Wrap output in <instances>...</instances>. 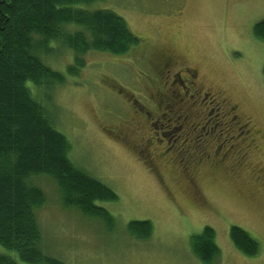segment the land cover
I'll return each mask as SVG.
<instances>
[{
    "label": "rangeland",
    "instance_id": "obj_1",
    "mask_svg": "<svg viewBox=\"0 0 264 264\" xmlns=\"http://www.w3.org/2000/svg\"><path fill=\"white\" fill-rule=\"evenodd\" d=\"M95 5L122 16L140 44L122 56L90 51L78 75L67 71L73 53L59 47L46 60L66 82L50 92L51 100L33 90L70 141L74 165L118 195L117 201L97 202L113 222L65 207L53 178L34 177L30 182L46 196L35 210L39 249L66 264H204L192 251L191 237L211 226L220 248L212 264H264V43L253 35L254 25L264 19V0H102ZM161 54L173 58L174 72L196 69L212 104L218 106L217 99L238 106L239 122L253 132L238 143L250 146L247 155L224 160L203 155L217 147L204 140V149L192 152L196 163L188 176L174 157L178 144L164 153L174 128L151 125V137L157 132L162 144L150 147L149 161L144 149L149 130L138 115L143 110L131 100L150 111L147 96L160 85L152 66ZM133 221H150L151 236L134 237L128 229ZM232 226L258 242L256 256L234 246ZM0 253L27 264L2 246Z\"/></svg>",
    "mask_w": 264,
    "mask_h": 264
},
{
    "label": "trees",
    "instance_id": "obj_2",
    "mask_svg": "<svg viewBox=\"0 0 264 264\" xmlns=\"http://www.w3.org/2000/svg\"><path fill=\"white\" fill-rule=\"evenodd\" d=\"M100 1L0 0V246L27 264H66L38 247L41 233L35 210L45 204L46 196L30 182L34 177L53 178L65 207L113 222L97 202H114L118 195L74 165L70 141L55 128L51 110L33 90L51 100L50 92L66 82L46 60L59 47L73 53L67 71L78 75L90 51L122 56L140 44L122 16L95 5ZM253 35L264 43V19L254 25ZM128 229L145 239L153 225L133 221ZM230 238L244 255L258 254V242L241 227L232 226ZM191 247L204 264H212L220 254L215 229L205 226L191 237ZM0 264L20 263L0 253Z\"/></svg>",
    "mask_w": 264,
    "mask_h": 264
},
{
    "label": "flooded vegetation",
    "instance_id": "obj_3",
    "mask_svg": "<svg viewBox=\"0 0 264 264\" xmlns=\"http://www.w3.org/2000/svg\"><path fill=\"white\" fill-rule=\"evenodd\" d=\"M161 55L158 64L152 66L160 76L159 83L161 86L158 85L156 90L147 96L148 100L151 101V109L153 110L150 109L149 111L143 104H139L137 98L134 99L133 96H131L132 100L130 98L137 106L136 108L143 110V114H137L144 119L145 126L149 130V137H146L144 144V149L147 151L145 155H149V161L150 147L162 144V138L158 136L157 132L155 133L156 137H151V125L155 128L159 126H172L174 128L173 131L169 132L172 141L169 147H165L164 153H170V148L176 147L178 144L176 155L179 156L174 157L179 163L181 161L179 165H182L183 170L187 171L188 176L192 172V170H188L196 163V160H193L192 152H201L204 149V145L201 147L204 140L206 142L207 140L215 141L217 147L213 152H203V155L214 156V158L221 155V160L230 158V155L233 154L247 155L249 149L247 146H250L246 145L245 148H240L238 143L246 142L248 138L253 136V132L248 123L241 124L239 122L238 106H227L217 99L216 104L218 106L212 104L215 100H209V93L200 87L198 83L199 74L196 69L182 67L179 71L174 72L172 68L173 58ZM120 90L122 91V89ZM214 110L217 112L212 117L211 114ZM153 118H155L154 121ZM181 155L185 156L182 157ZM241 159L243 160V158ZM257 178L261 180L263 177L258 175Z\"/></svg>",
    "mask_w": 264,
    "mask_h": 264
}]
</instances>
